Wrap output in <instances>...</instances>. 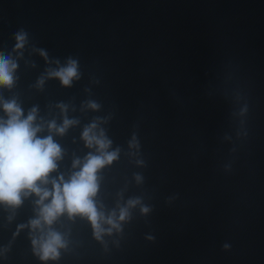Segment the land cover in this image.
<instances>
[{
    "label": "water",
    "instance_id": "1",
    "mask_svg": "<svg viewBox=\"0 0 264 264\" xmlns=\"http://www.w3.org/2000/svg\"><path fill=\"white\" fill-rule=\"evenodd\" d=\"M0 56L17 65L0 119L4 102L35 108L62 150L49 181L97 154L82 139L93 123L119 150L94 197L118 229L97 239L65 213L51 226L64 247L43 261L33 241L49 229L22 195L0 204V264H264V0H0ZM69 61L66 87L49 73Z\"/></svg>",
    "mask_w": 264,
    "mask_h": 264
},
{
    "label": "clouds",
    "instance_id": "2",
    "mask_svg": "<svg viewBox=\"0 0 264 264\" xmlns=\"http://www.w3.org/2000/svg\"><path fill=\"white\" fill-rule=\"evenodd\" d=\"M25 39L23 33L17 34V50L23 48ZM16 67L13 61L0 56V87H12ZM49 76L59 79L63 86H70L73 79L78 78L77 64L75 61H69L66 67L50 72ZM2 107L7 119H0V204L15 207L21 204L22 195L38 197V219L32 221L31 226L33 229H49L46 237L33 241L40 259L55 260L58 258L59 249L64 247L62 237L52 231L51 226L65 213L70 218L86 217L97 239H100L104 232L102 224H107L110 229H118L115 213L105 219L94 203L99 188L97 174L99 170L115 161L119 153L118 149L108 151L111 141L105 137L102 130L97 134V124L86 127L82 133L86 146L95 148L97 154L90 153L82 166L81 161H75L73 167H79V171L74 172L67 181L63 176L49 181V175L56 171L57 161L62 157L60 146L54 142L52 135L38 136L43 128L35 123V108L23 118V112L15 100L4 102ZM90 107L95 109L97 105L91 104ZM74 123L65 119L60 127H57L54 121L47 127L50 133L63 135ZM49 182L51 190L40 186H46ZM46 201L48 203H45ZM136 203L138 201H129L128 208L134 207ZM142 211L146 212L147 209ZM127 216V208H121L119 220L124 221Z\"/></svg>",
    "mask_w": 264,
    "mask_h": 264
}]
</instances>
